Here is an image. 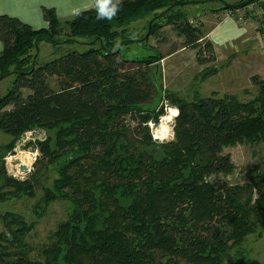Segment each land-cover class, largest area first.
<instances>
[{
	"label": "trees",
	"instance_id": "trees-1",
	"mask_svg": "<svg viewBox=\"0 0 264 264\" xmlns=\"http://www.w3.org/2000/svg\"><path fill=\"white\" fill-rule=\"evenodd\" d=\"M185 1L222 0H121L111 19L100 18L99 0L67 22L74 37L69 40L87 38L89 47L41 64L32 60V49L42 41L61 43L55 10L44 13L49 26L40 29L0 15V77L13 75L12 87L0 97V131L13 138L0 145V158L24 132L54 131V139L38 141L39 150L48 164L65 159L41 202L67 199L73 205L38 259L28 256L22 233L11 228L24 220L3 219L0 264H246L239 261L240 248L264 223V171L249 170L243 184L213 177L234 172L225 148L264 147V82L248 102L230 95L178 96L175 138L156 143L148 122H157L162 111L152 109L157 89L150 68L163 56L126 58L127 42L116 40L127 25L151 16L150 35L168 21L186 46L197 49L200 63L214 61V45L201 42L200 29L181 11ZM52 77L56 90L48 82ZM2 175L14 194L35 195L33 179Z\"/></svg>",
	"mask_w": 264,
	"mask_h": 264
},
{
	"label": "rangeland",
	"instance_id": "rangeland-1",
	"mask_svg": "<svg viewBox=\"0 0 264 264\" xmlns=\"http://www.w3.org/2000/svg\"><path fill=\"white\" fill-rule=\"evenodd\" d=\"M222 1L237 3L239 0ZM222 1L188 4L181 8L190 24L200 29L201 40L204 39L201 42L210 41L214 45V61L200 63L197 49L186 46L184 36L168 21H162L159 32L149 34L143 44L151 16L130 23L125 27V32L121 31L116 39L120 44L127 42L122 45V54L126 58L142 57L150 53H160L163 56L150 68L157 89L152 109L162 112L157 122H148V127L151 133L150 122H153L154 128L162 123L169 130V139L163 142L153 139L156 143L169 142L175 138L176 114L179 113L175 100L178 96L192 98L197 94L201 97L230 95L242 102H248L258 95V82H264V0H257L236 10L221 8ZM98 2L99 0H1L0 7L13 9L37 29L49 26L44 13L50 9L55 10L62 29L56 38L61 43L42 41L38 50L32 49V60L35 58L34 61L41 64L70 49L81 51L89 47L87 38L69 40L74 37L67 33V22L82 11L94 9ZM141 41L143 43L139 44ZM0 44L3 47L1 39ZM208 53L209 51L206 54ZM128 66L133 68L131 64ZM12 80L13 75H9L0 81V97L12 87ZM48 82L53 89H58L54 77L49 78ZM29 92L28 89H23L24 95ZM54 133L45 129L26 131L14 141L13 149L0 158V167L5 169L4 172L0 171V232L7 230L3 219L17 220L21 217L27 227L17 222L11 228L22 233V240L28 245L27 250H23L33 259L39 258L41 248L49 243L50 236L61 222L69 218L73 208L67 199H57L48 205L41 202L43 188L50 186L58 177V168L65 159L48 164L41 155L38 141L50 137L54 139ZM12 138L10 134L0 131L1 146L9 143ZM224 152L231 155L235 165L234 172L230 175L214 176V180L243 184L248 181L249 170L264 171L262 144H237L225 148ZM22 153L31 154L34 158L29 170L23 175L17 173L16 166V157ZM70 156L72 154L69 153L67 157ZM4 173L18 181L33 179L36 184L35 195L14 194L15 187L5 185L2 175ZM6 194L9 196L3 200V195ZM234 253L231 252L228 259H233ZM239 261L246 264H264V223L246 237L240 248Z\"/></svg>",
	"mask_w": 264,
	"mask_h": 264
},
{
	"label": "clouds",
	"instance_id": "clouds-1",
	"mask_svg": "<svg viewBox=\"0 0 264 264\" xmlns=\"http://www.w3.org/2000/svg\"><path fill=\"white\" fill-rule=\"evenodd\" d=\"M121 0H100L99 15L100 18H113L119 10Z\"/></svg>",
	"mask_w": 264,
	"mask_h": 264
},
{
	"label": "built area",
	"instance_id": "built-area-1",
	"mask_svg": "<svg viewBox=\"0 0 264 264\" xmlns=\"http://www.w3.org/2000/svg\"><path fill=\"white\" fill-rule=\"evenodd\" d=\"M175 111L177 112V110H175ZM172 112H170V113H172ZM176 115H178V114H176ZM149 125L151 126V134H152V137L154 140L163 142L164 140L169 139V136H168L169 130L167 128H165V126H163L162 123L160 124V126H157L155 128H154L153 122H150Z\"/></svg>",
	"mask_w": 264,
	"mask_h": 264
},
{
	"label": "water",
	"instance_id": "water-1",
	"mask_svg": "<svg viewBox=\"0 0 264 264\" xmlns=\"http://www.w3.org/2000/svg\"><path fill=\"white\" fill-rule=\"evenodd\" d=\"M252 0H244L242 2H238V3H228V2H224L222 1L223 3V7L224 8H227V9H231V8H238V7H243V6H246L248 5ZM192 2L191 1H185V2H181L180 5H188V4H191ZM153 19L151 20V22L149 23V28L151 26V23H152ZM147 36L149 35V31L148 33L146 34ZM120 47V46H119ZM3 77H0V80L2 79ZM16 162L19 163V159H16ZM20 169L21 170H26V166H23L21 165L20 166Z\"/></svg>",
	"mask_w": 264,
	"mask_h": 264
},
{
	"label": "bare ground",
	"instance_id": "bare-ground-1",
	"mask_svg": "<svg viewBox=\"0 0 264 264\" xmlns=\"http://www.w3.org/2000/svg\"><path fill=\"white\" fill-rule=\"evenodd\" d=\"M175 113H177V112H175ZM16 159H19V163H17V165L15 164L17 166V169H18L17 173H19L21 175L25 174L29 170V168H30V166L34 160L33 156L31 154H28V153H22L21 155L16 157ZM21 165L26 166V170H21L20 169Z\"/></svg>",
	"mask_w": 264,
	"mask_h": 264
},
{
	"label": "crops",
	"instance_id": "crops-1",
	"mask_svg": "<svg viewBox=\"0 0 264 264\" xmlns=\"http://www.w3.org/2000/svg\"><path fill=\"white\" fill-rule=\"evenodd\" d=\"M1 2V0H0ZM3 13H8V14H11V15H14V16H17L19 17L20 19H22L23 21H26V22H29L28 20L24 19V17H22L21 15H19L18 13H16L13 9H10L9 7H6L3 8V6L0 7V14H3ZM30 23V22H29ZM31 24V23H30ZM2 49L1 47V44H0V50Z\"/></svg>",
	"mask_w": 264,
	"mask_h": 264
}]
</instances>
